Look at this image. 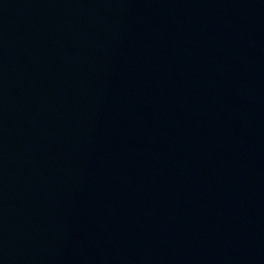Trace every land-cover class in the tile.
Wrapping results in <instances>:
<instances>
[{
    "label": "water",
    "instance_id": "water-1",
    "mask_svg": "<svg viewBox=\"0 0 264 264\" xmlns=\"http://www.w3.org/2000/svg\"><path fill=\"white\" fill-rule=\"evenodd\" d=\"M70 3L132 4L209 13L264 16V0H0V7Z\"/></svg>",
    "mask_w": 264,
    "mask_h": 264
}]
</instances>
